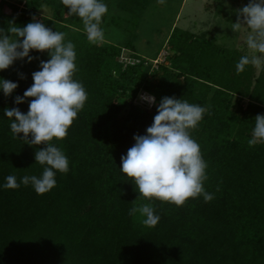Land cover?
<instances>
[{"label": "trees", "instance_id": "16d2710c", "mask_svg": "<svg viewBox=\"0 0 264 264\" xmlns=\"http://www.w3.org/2000/svg\"><path fill=\"white\" fill-rule=\"evenodd\" d=\"M104 2L109 11L102 27L117 20L113 0ZM42 9L49 15L38 20ZM67 11L61 0H0L5 31L35 17L65 33L77 55L74 78L88 95L66 138L53 141L69 161L67 174L56 173V187L43 195L31 185L0 188V264H264V144H248L255 117L264 114V66L256 78L251 64L237 74L243 55L175 27L167 40L168 65L160 64V76L149 81L151 64L119 63L122 49L133 50L135 36L123 45L92 44L81 20ZM30 54L39 59L16 61L0 72L18 83L12 96L0 93V185L9 175L19 183L43 172L34 160L43 145L15 138L3 113L28 111V102L16 105L15 97L33 84L40 60L49 58ZM140 91L155 96L150 110L134 103ZM165 96L206 108L190 134L208 165L204 188L214 197L208 203L202 196L182 207L137 199L120 172L121 156L151 126ZM144 204L160 216L155 227L144 225L139 213L129 215Z\"/></svg>", "mask_w": 264, "mask_h": 264}, {"label": "clouds", "instance_id": "9594fccd", "mask_svg": "<svg viewBox=\"0 0 264 264\" xmlns=\"http://www.w3.org/2000/svg\"><path fill=\"white\" fill-rule=\"evenodd\" d=\"M69 16L78 17L87 39L92 44L105 40L102 27L103 18L108 14L104 0H61ZM227 4V0H224ZM236 21L231 30L238 34L242 29L249 30L244 43L252 53L243 55L236 64V72L245 71L246 66H264V0H249L247 5L234 10ZM46 53L47 60H40L39 71L32 73L33 84L17 95L16 105L28 102L27 113L19 107L5 108L4 117L8 118L13 136L38 148L34 155L35 164L43 167L41 175L17 178L9 175L6 183L0 185L5 190L19 189L21 184L31 185L37 195L49 193L56 187V173L67 174L69 161L65 153L53 141L63 140L68 129L83 109L88 99L83 84L74 78L77 71L75 45L65 41V33L53 31L36 20L23 26H14L5 31L0 28V72L7 70L16 61L31 63L30 53ZM25 77L21 75V79ZM18 83L0 77V93L5 97L13 95ZM29 98H32L29 102ZM141 99L156 105V98L142 94ZM157 114L145 134L135 135V143L121 156L120 172L134 185L140 197L182 207L189 198L203 197L208 203L213 195L204 188L208 179L199 144L192 138L190 130L202 121L206 108L191 104L184 99L163 97L156 108ZM250 147L264 144V114L255 119ZM139 213L143 223L155 227L160 216L150 204L133 207L129 215Z\"/></svg>", "mask_w": 264, "mask_h": 264}, {"label": "rangeland", "instance_id": "374dc122", "mask_svg": "<svg viewBox=\"0 0 264 264\" xmlns=\"http://www.w3.org/2000/svg\"><path fill=\"white\" fill-rule=\"evenodd\" d=\"M11 1L19 4L25 0ZM248 2L227 0L225 4L224 0H113L111 12L117 20L103 27L106 37L104 41L123 45L131 39V35L135 36L133 50L124 48L121 52L124 58L139 60L144 62V66L152 65L149 81H156L161 74L160 64H154L153 61L160 55L159 59L162 60L166 52L171 54L167 40L175 27L198 37L203 35L217 45L250 56L252 53L244 43L249 30L245 28L235 34L230 28L231 23L236 21L234 10ZM40 13L38 20L49 15L45 9ZM169 55L161 63L164 66L168 65ZM252 67L256 78L263 66ZM136 100L140 102L141 97Z\"/></svg>", "mask_w": 264, "mask_h": 264}, {"label": "built area", "instance_id": "2783aa9c", "mask_svg": "<svg viewBox=\"0 0 264 264\" xmlns=\"http://www.w3.org/2000/svg\"><path fill=\"white\" fill-rule=\"evenodd\" d=\"M124 51V50H123ZM168 52H166L165 54H164V56H163V59L161 60V59H159V57H161V55L158 57V59H156V60H154L153 61V63L154 64H161V63H163L164 62V60L168 57ZM140 61L139 60H134V59H132V58H124L123 57V52H121L120 53V56H119V63L120 64H122V66L124 67V68H126L127 66H135V65H137L138 63H139ZM142 93H139V95L137 96V99L139 98V97H141L140 95H141ZM143 94H147V93H145V92H143ZM136 105H138L139 107H141L142 109H144V110H150L152 107H153V105H149L148 104V102L147 101H144V100H142L141 99V101L140 102H137V100H135V102H134Z\"/></svg>", "mask_w": 264, "mask_h": 264}]
</instances>
